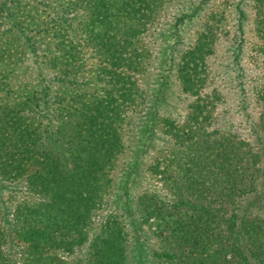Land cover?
I'll use <instances>...</instances> for the list:
<instances>
[{
  "label": "rangeland",
  "instance_id": "obj_1",
  "mask_svg": "<svg viewBox=\"0 0 264 264\" xmlns=\"http://www.w3.org/2000/svg\"><path fill=\"white\" fill-rule=\"evenodd\" d=\"M252 250L264 264V0H0V264Z\"/></svg>",
  "mask_w": 264,
  "mask_h": 264
},
{
  "label": "trees",
  "instance_id": "obj_2",
  "mask_svg": "<svg viewBox=\"0 0 264 264\" xmlns=\"http://www.w3.org/2000/svg\"><path fill=\"white\" fill-rule=\"evenodd\" d=\"M247 152H249V151H247ZM251 154V160H253V158H254V164H255V157H256V153L254 152V153H250ZM226 181V180H225ZM241 186V185H240ZM225 187H227L228 189H225L226 191L227 190H229V188H231V186H225ZM239 189V190H238ZM234 190V189H233ZM238 190V191H237ZM242 191H245V190H243L242 188H235V192H242ZM234 192V191H233ZM226 195H227V193H226ZM234 215H236L235 213H232L231 214V216L233 217ZM243 216H244V213H242L241 215H240V217H239V224H237V226L236 227H234L235 225L234 224H232V223H230V226H228V228H229V236H232V234H234V236H233V238L231 239V241L229 242V251H230V259H224L223 261H226V263H228V262H232L233 261V259L231 258V255H240L242 252L241 251H239L238 250V248H239V242H238V239H237V236H238V231H239V228L240 229H244V231H245V225H247V226H249V227H251L252 226V221H255V222H257V218L254 216L253 218H250V217H248V214H247V217H246V219L244 220V218H243ZM231 217V218H232ZM235 217V216H234ZM233 227H234V229H233ZM233 229V230H232ZM211 251H212V249H211ZM217 252V251H216ZM253 252H255L254 250H252V252H248V256L247 257H245V261H247L248 263L247 264H251L252 263V261L254 262V263H256L257 261H256V259H258V255L260 254L259 252H255V253H253ZM238 253V254H237ZM242 258H243V260H244V256H241ZM229 260V261H228Z\"/></svg>",
  "mask_w": 264,
  "mask_h": 264
}]
</instances>
